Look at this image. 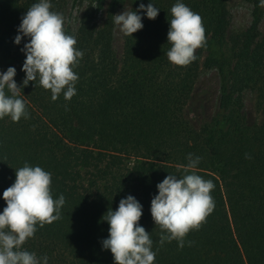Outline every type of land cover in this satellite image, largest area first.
<instances>
[{
	"label": "trees",
	"instance_id": "16d2710c",
	"mask_svg": "<svg viewBox=\"0 0 264 264\" xmlns=\"http://www.w3.org/2000/svg\"><path fill=\"white\" fill-rule=\"evenodd\" d=\"M62 0H49L58 12ZM39 0H0V72L15 67L22 86L28 38L14 43L22 16ZM159 8L155 20L142 16L143 28L124 35L121 60L113 51L114 15L126 4L130 11L149 3ZM177 0H91L73 35L83 57L74 71L76 94L56 101L39 81L21 87L29 118L0 119V212L3 191L27 163L52 176V195L62 194L61 218L37 226L22 246L43 264H114L103 249L109 208L134 196L143 206L140 226L149 232L155 264H264V123L252 125L244 113L243 91L257 86L264 101L263 48L257 43L263 16L254 0L252 21L228 47L227 0H181L203 20L206 46L185 67L169 62L167 41L171 7ZM101 17L100 22L98 18ZM203 65L220 79L219 108L210 123L198 127L184 116L193 92L202 53ZM200 157L196 172L212 180L213 212L184 247L160 245L161 230L150 212L156 185L183 175L188 154ZM245 154L251 156L246 159ZM191 241V245H189Z\"/></svg>",
	"mask_w": 264,
	"mask_h": 264
},
{
	"label": "clouds",
	"instance_id": "9594fccd",
	"mask_svg": "<svg viewBox=\"0 0 264 264\" xmlns=\"http://www.w3.org/2000/svg\"><path fill=\"white\" fill-rule=\"evenodd\" d=\"M264 7V0H260ZM49 0H39L26 10L17 29L14 43L19 45L23 38L28 42L21 51L25 55L22 71L25 78L18 86L14 77L15 67L0 72V119L10 117L13 122L29 118L25 101L20 98L21 87L39 81L45 90H50L51 99L56 101L61 93L65 100L76 94L79 77L74 71L83 57L76 48L77 40L65 31V17L52 11ZM159 8L151 2L139 5L137 11H123L114 15V23L126 36L142 30V16L145 12L150 20H155ZM170 27L167 41L171 45L167 52L170 63L185 67L196 59V50L206 46L205 27L202 17L192 11L181 0L171 7ZM246 159L251 156L245 154ZM187 165H181L183 175H167L156 185L158 194L151 200V217L161 230V246L176 240L184 247L186 236L199 230L215 208L211 195L215 188L212 180L197 174L200 157L188 154ZM15 182L3 191L6 207L0 212V264H41L36 254L23 249V245L33 238L37 226L52 224L61 218L65 197L58 199L52 195V176L40 166L27 163L15 171ZM143 206L132 195L122 198L115 210L111 208L102 220L109 225L108 237L102 241L103 249L110 250L114 264H155L156 252L148 231L140 226ZM191 245V241H189ZM48 257H43L47 264Z\"/></svg>",
	"mask_w": 264,
	"mask_h": 264
},
{
	"label": "rangeland",
	"instance_id": "374dc122",
	"mask_svg": "<svg viewBox=\"0 0 264 264\" xmlns=\"http://www.w3.org/2000/svg\"><path fill=\"white\" fill-rule=\"evenodd\" d=\"M90 1L91 0H62L56 11L62 13L65 17V25L68 23L73 30H76L79 25V20L85 8L89 6ZM253 2L254 0H227L229 14V26L227 31L228 47L231 48L234 38L246 31L250 26L252 21ZM262 9L263 16L259 25L260 33L257 38V43L260 48L262 46L264 57V7H262ZM124 10L130 11V7L123 4L117 9L116 14H120ZM100 20L101 17L98 18V22H100ZM112 47L116 56L121 60L123 57L124 34L116 24L114 26ZM206 53V51L202 53L193 92L184 109V116L198 127L210 123L219 108L220 79L216 69H208L203 65ZM260 95L257 86H249L242 93L244 113L249 123L252 125H261L264 123V101L260 99Z\"/></svg>",
	"mask_w": 264,
	"mask_h": 264
}]
</instances>
